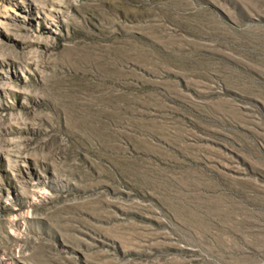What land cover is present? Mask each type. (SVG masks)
Returning <instances> with one entry per match:
<instances>
[{"label":"rangeland","instance_id":"obj_1","mask_svg":"<svg viewBox=\"0 0 264 264\" xmlns=\"http://www.w3.org/2000/svg\"><path fill=\"white\" fill-rule=\"evenodd\" d=\"M0 264H264V0H0Z\"/></svg>","mask_w":264,"mask_h":264}]
</instances>
